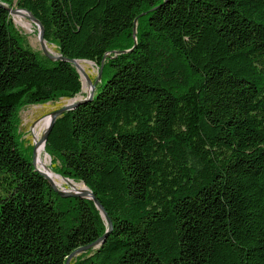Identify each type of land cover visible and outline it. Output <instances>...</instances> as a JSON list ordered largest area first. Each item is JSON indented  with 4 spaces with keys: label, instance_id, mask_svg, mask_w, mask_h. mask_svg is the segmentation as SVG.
Wrapping results in <instances>:
<instances>
[{
    "label": "trees",
    "instance_id": "trees-1",
    "mask_svg": "<svg viewBox=\"0 0 264 264\" xmlns=\"http://www.w3.org/2000/svg\"><path fill=\"white\" fill-rule=\"evenodd\" d=\"M0 0V264H264V0H15L62 58L25 44ZM58 116L50 169L18 110L81 92Z\"/></svg>",
    "mask_w": 264,
    "mask_h": 264
},
{
    "label": "rangeland",
    "instance_id": "rangeland-1",
    "mask_svg": "<svg viewBox=\"0 0 264 264\" xmlns=\"http://www.w3.org/2000/svg\"><path fill=\"white\" fill-rule=\"evenodd\" d=\"M12 8H16L15 0H14ZM10 19L14 27L19 31L20 34H22L25 44L28 45L31 49L35 51H39L40 54H43L41 51V45H40L38 35H37L38 30H37L36 25L27 16L18 17L15 15V13L13 14L10 13ZM44 44H45V47L51 53H53V55L57 54L55 45L47 44V43H44ZM76 63L78 66L76 70L78 71L81 77V81H82V88H81L80 93L76 94L72 98L59 97V98L47 101L45 103L25 105L18 110V119H19L18 132L21 134V139L25 142V144L32 147V149L34 147L36 148L35 144L38 141H40V138L45 129V128L39 129L38 127H35V124L38 121H40L44 116H49V114L52 111L59 109L60 107L68 104L70 101L74 100V102H76L86 97V95L89 92L94 93L95 86L101 80L102 64L98 65L95 61H91V60H77ZM85 76H87L90 79L91 83L93 84L92 86L88 84ZM41 157L42 159L46 160V168H48L49 171L54 173L50 169L51 160L45 151L44 145H43V151H42ZM35 167L39 171L44 173V168L39 163H37L36 158H35ZM63 179L71 180L67 178H63ZM75 183H81V182L77 181ZM55 187L58 189H72L70 185L66 182L56 184Z\"/></svg>",
    "mask_w": 264,
    "mask_h": 264
},
{
    "label": "water",
    "instance_id": "water-1",
    "mask_svg": "<svg viewBox=\"0 0 264 264\" xmlns=\"http://www.w3.org/2000/svg\"><path fill=\"white\" fill-rule=\"evenodd\" d=\"M8 13H16V12H19V11H24L26 13V16L36 25L37 27V35H38V39H39V42H40V45H41V51L43 53L44 56H46L47 58H49L50 60H55V59H58V58H62L60 55H53V53H51L44 45L45 41L43 39V27L41 26L40 22L27 10L25 9H20V8H12V7H8L6 8ZM71 63L74 65V67L77 69L78 66H77V63H76V59H71L70 60ZM99 76V74H98ZM86 77V80L88 82V84L90 86H92L93 84L91 83L90 79ZM93 96V93L92 92H89L86 97L76 101V102H73V103H68L62 107H60L59 109L57 110H54L50 113V120H49V123L47 125V127L45 128L41 138H40V142L42 144H45V141L47 139V135L55 121V119L60 116L63 112L65 111H68V110H71L73 108H75L76 106H78L79 104H81L82 102H85L87 100H90ZM36 146V144H35ZM32 164L34 165L35 167V147L33 148V155H32ZM36 168V167H35ZM37 169V168H36ZM37 171L39 173H41L43 175V177L48 181V183L50 184V186L56 190L60 195L62 196H80V197H86L88 199H91L95 206L100 210L101 214L103 215V217H106V213L104 212V209L103 207L99 204V202L96 200V198L93 196L92 192L85 186L86 190L85 191H76V190H73V189H58L55 187V185L49 181V179L47 178V176L39 171L37 169ZM106 222H107V225H108V230L111 228V221L106 217ZM106 234L103 235L102 237H100L99 239H97L94 243H91L89 245H86V246H82V247H79L77 248L76 250H74L73 252L70 253V255L67 257L66 261H65V264H69V261L70 259L81 253V252H84L85 250H87L88 248L90 247H94L95 245H97L98 243H103L104 242V238H105Z\"/></svg>",
    "mask_w": 264,
    "mask_h": 264
},
{
    "label": "bare ground",
    "instance_id": "bare-ground-1",
    "mask_svg": "<svg viewBox=\"0 0 264 264\" xmlns=\"http://www.w3.org/2000/svg\"><path fill=\"white\" fill-rule=\"evenodd\" d=\"M15 15L18 16V17H25L26 13L24 11H19V12H16ZM27 25H29V24H27ZM73 102H74V100L70 101L69 103H73ZM49 120H50V114H49V116H44L40 121H38L35 124V127H38L39 129L46 128L48 123H49ZM43 145H42V143L40 141H38L36 143L35 158L37 160V163H39L44 168V174L47 175V178L49 179V181H51L54 185L66 182V183H68L70 185V187L73 190L85 191L86 188H85L83 183H75V182H73L71 180H65V179L55 175L54 173L49 171L48 168H46V160L42 159V157H41L42 151H43Z\"/></svg>",
    "mask_w": 264,
    "mask_h": 264
}]
</instances>
